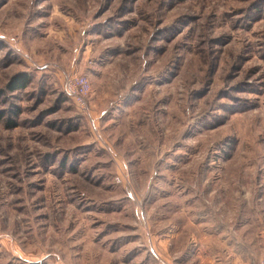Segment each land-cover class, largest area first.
<instances>
[{"label": "rangeland", "instance_id": "1", "mask_svg": "<svg viewBox=\"0 0 264 264\" xmlns=\"http://www.w3.org/2000/svg\"><path fill=\"white\" fill-rule=\"evenodd\" d=\"M0 264H264V0H0Z\"/></svg>", "mask_w": 264, "mask_h": 264}, {"label": "built area", "instance_id": "2", "mask_svg": "<svg viewBox=\"0 0 264 264\" xmlns=\"http://www.w3.org/2000/svg\"><path fill=\"white\" fill-rule=\"evenodd\" d=\"M66 91L83 110L88 108L87 99L90 93V81L86 75L68 76Z\"/></svg>", "mask_w": 264, "mask_h": 264}, {"label": "trees", "instance_id": "3", "mask_svg": "<svg viewBox=\"0 0 264 264\" xmlns=\"http://www.w3.org/2000/svg\"><path fill=\"white\" fill-rule=\"evenodd\" d=\"M27 78L25 75L23 74H19V75H16L14 76L11 81L9 82V88L11 89H18V88H23L26 86V82H27ZM12 123V122H11ZM10 123V124H11Z\"/></svg>", "mask_w": 264, "mask_h": 264}]
</instances>
